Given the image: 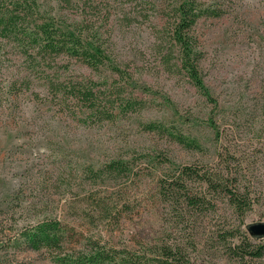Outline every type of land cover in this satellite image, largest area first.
<instances>
[{
	"label": "rangeland",
	"instance_id": "obj_1",
	"mask_svg": "<svg viewBox=\"0 0 264 264\" xmlns=\"http://www.w3.org/2000/svg\"><path fill=\"white\" fill-rule=\"evenodd\" d=\"M37 1L56 24L85 29L110 62L92 70L60 56L47 66L0 37V264H56L46 250L13 244L23 228L50 218L69 225L70 245L97 241L118 259L154 255L167 242L197 263L264 264L240 256L264 244L247 231L264 222V0H198L221 12L191 31L211 98L170 39L176 0ZM57 81L92 84L100 101H114L116 116L100 120L82 102L56 96ZM172 127L200 148L174 141L165 130ZM224 149L241 182H260V205L241 217L222 198L199 210L160 196L165 175L210 166ZM111 160L127 162V171L97 174ZM248 163L253 174L239 169ZM232 234H246L250 247L232 248Z\"/></svg>",
	"mask_w": 264,
	"mask_h": 264
},
{
	"label": "trees",
	"instance_id": "obj_2",
	"mask_svg": "<svg viewBox=\"0 0 264 264\" xmlns=\"http://www.w3.org/2000/svg\"><path fill=\"white\" fill-rule=\"evenodd\" d=\"M174 14L170 39L179 47L182 68L184 67L197 89L211 98L197 65L199 53L196 51L195 39L191 36V31L200 18L220 17L221 12L217 9H203L198 0H176ZM84 32L85 29L81 27L72 29L63 27L61 24H56L53 18L44 16L37 0H0V37L17 43L25 56L39 59L47 66H51V62L60 56L77 59L92 70H99L100 67L107 65L109 59L105 50L91 41L90 35H84ZM109 66L115 74L123 75L119 67L113 64ZM50 86L56 96L60 95L64 100L82 102L92 117L111 120L117 114L114 101L104 103L100 101L99 91H95L92 84L57 81L52 82ZM135 104L131 100L126 102L129 108H134ZM121 109L122 112L128 110H123L122 107ZM147 128L158 130L163 127L150 123L147 124ZM165 130L177 143L200 148L196 139H188L181 132L174 131L173 127ZM220 132L221 130L218 129L217 134ZM229 154L230 152L224 149L212 165L201 169L192 166L177 167L174 173L165 175L160 180V196L174 201L180 198L189 208L199 210L209 205L214 207V199L218 201L222 198L238 216H244L254 206L261 204V190H257V187L260 188V182H241V173L232 169V157ZM127 169V162L111 160L100 168L97 174L123 173ZM239 169H245L251 174L255 171L253 165L249 163ZM191 183L196 184L197 187L191 188ZM70 236L71 230L68 224L57 218H50L23 228L19 235L13 238V244L16 247L25 246L33 251L46 250L52 255L56 264H202L192 261L177 243L163 242L151 256L144 253L128 257V254H125L118 259L115 253L101 246L97 241H90V247L86 248L70 245ZM232 237L235 238L236 235L232 234ZM8 242H12V239L9 238ZM246 247L249 248L250 245L247 235L244 234L237 238L232 248L245 252ZM240 256L264 258V244L255 246L252 251L246 250V253Z\"/></svg>",
	"mask_w": 264,
	"mask_h": 264
},
{
	"label": "water",
	"instance_id": "obj_3",
	"mask_svg": "<svg viewBox=\"0 0 264 264\" xmlns=\"http://www.w3.org/2000/svg\"><path fill=\"white\" fill-rule=\"evenodd\" d=\"M247 230L252 237L264 238V222L253 223L248 226Z\"/></svg>",
	"mask_w": 264,
	"mask_h": 264
}]
</instances>
